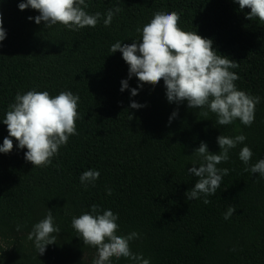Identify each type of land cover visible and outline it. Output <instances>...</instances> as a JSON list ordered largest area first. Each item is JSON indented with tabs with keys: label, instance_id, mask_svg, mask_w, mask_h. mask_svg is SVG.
Masks as SVG:
<instances>
[{
	"label": "trees",
	"instance_id": "1",
	"mask_svg": "<svg viewBox=\"0 0 264 264\" xmlns=\"http://www.w3.org/2000/svg\"><path fill=\"white\" fill-rule=\"evenodd\" d=\"M20 2L26 0H0L6 30L0 41V145L8 136L2 120L17 93L47 91L54 97L71 91L79 96V119L77 134L46 167L26 161L27 149H18L15 138L12 151L0 153V243L6 244L0 264H93L97 249L83 244L71 223L93 204L100 214L111 210L118 216V235L139 234L130 241L131 251L150 264H264V178L245 171L264 159V22L248 20L250 9L241 10L234 0H85V11L101 13L100 20L73 31L59 23L36 24L39 12L19 10ZM117 7L121 11L105 26L107 11ZM158 11L179 13L182 30L211 39L218 54L239 63L230 69L239 77L237 89L260 97L251 126L238 119L221 126L207 107L169 103L163 80L130 95L139 81L135 75L128 79L122 54L110 48L117 41H139L137 29ZM125 79L129 88L121 92ZM132 101L145 106L132 109ZM240 134L246 140L217 165L229 172L216 194L188 201L185 193L198 178L187 169L204 163L194 150L204 142L218 153L219 135ZM244 146L253 153L247 165L239 159ZM88 170L99 178L85 187L80 176ZM231 205L236 212L225 220ZM48 209L60 231L39 255L28 235ZM112 264L136 262L121 257Z\"/></svg>",
	"mask_w": 264,
	"mask_h": 264
},
{
	"label": "clouds",
	"instance_id": "2",
	"mask_svg": "<svg viewBox=\"0 0 264 264\" xmlns=\"http://www.w3.org/2000/svg\"><path fill=\"white\" fill-rule=\"evenodd\" d=\"M240 9L248 8L250 12L246 18H258L264 22V0H234ZM85 0H26L18 4L19 10L31 8L39 12L34 20L36 24L44 22L49 28L61 24L76 31L86 26L95 27L100 20L101 13L88 14ZM120 8L110 9L103 20L109 26ZM32 20L33 17H28ZM180 14L172 12H156L150 22L142 29L139 41L132 40L131 44L120 41L111 45L110 53L119 51L128 65V79L136 76L139 83L130 89V95L136 96L144 84L155 87L161 80L166 89L165 95L169 103L180 104L187 102L190 109L205 108L216 114L218 125H230L239 120L245 126L254 122L255 107L260 97L252 96L238 90L235 81L238 75L230 69L239 67V63L217 53L213 41L201 37L196 31H185L179 27ZM6 38V30L0 19V41ZM129 88L128 80L121 81L120 91ZM79 96L71 91H62L56 96H50L47 91L30 90L25 94L17 93L14 103L9 105L3 124L7 126L8 136L0 145V153H10L15 138L18 149H27L24 153L26 161L36 167H46L51 164V158L58 154L59 148L66 145L69 136L76 135V121L79 119L77 111ZM145 105L132 101V109H139ZM177 115L174 111L169 122ZM207 115V112L205 113ZM218 153H210L207 144L201 142L193 153L202 157L204 163L192 166L187 172L198 178L194 187L185 195L188 201L198 199L201 195L208 197L215 195L220 188L223 176L229 169L218 168L217 165L229 160V150L246 140L243 134L229 137L219 135L217 138ZM253 156L252 150L244 146L239 152V159L249 164ZM245 171L259 174L264 178V159L258 160ZM99 178V172L88 170L80 176V182L87 187ZM111 195V189L108 190ZM205 205L211 201H202ZM236 212L235 205H231L224 213L228 220ZM118 216L111 210H104L100 214L97 205L91 206L90 213L73 217V229L82 238L85 245L97 249V257L93 264H112V258L121 257L135 261L136 264H150L142 254L131 251L130 241L139 237L137 232L128 235H118ZM21 225H17V231ZM60 229L54 223L50 209L46 216L33 225L28 235L34 239V246L39 255H43L46 246L56 243V235Z\"/></svg>",
	"mask_w": 264,
	"mask_h": 264
},
{
	"label": "rangeland",
	"instance_id": "3",
	"mask_svg": "<svg viewBox=\"0 0 264 264\" xmlns=\"http://www.w3.org/2000/svg\"><path fill=\"white\" fill-rule=\"evenodd\" d=\"M6 244L0 243V262L5 259Z\"/></svg>",
	"mask_w": 264,
	"mask_h": 264
}]
</instances>
